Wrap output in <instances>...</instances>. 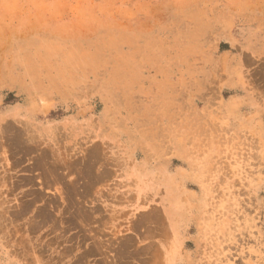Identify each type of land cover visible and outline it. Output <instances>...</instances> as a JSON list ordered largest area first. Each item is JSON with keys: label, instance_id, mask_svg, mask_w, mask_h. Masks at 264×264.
<instances>
[{"label": "rangeland", "instance_id": "obj_1", "mask_svg": "<svg viewBox=\"0 0 264 264\" xmlns=\"http://www.w3.org/2000/svg\"><path fill=\"white\" fill-rule=\"evenodd\" d=\"M0 264H264V0H0Z\"/></svg>", "mask_w": 264, "mask_h": 264}]
</instances>
